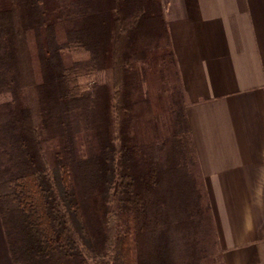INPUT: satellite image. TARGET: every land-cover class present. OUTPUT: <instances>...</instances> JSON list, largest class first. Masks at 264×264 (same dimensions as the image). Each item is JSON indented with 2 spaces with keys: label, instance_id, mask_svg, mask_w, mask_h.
I'll return each instance as SVG.
<instances>
[{
  "label": "trees",
  "instance_id": "trees-1",
  "mask_svg": "<svg viewBox=\"0 0 264 264\" xmlns=\"http://www.w3.org/2000/svg\"><path fill=\"white\" fill-rule=\"evenodd\" d=\"M59 28L82 33L88 62L55 63ZM106 67L113 85L91 88ZM8 93L0 218L13 264H202L212 245L225 264L162 0H0Z\"/></svg>",
  "mask_w": 264,
  "mask_h": 264
},
{
  "label": "crops",
  "instance_id": "crops-1",
  "mask_svg": "<svg viewBox=\"0 0 264 264\" xmlns=\"http://www.w3.org/2000/svg\"><path fill=\"white\" fill-rule=\"evenodd\" d=\"M162 6L224 263L264 264V0Z\"/></svg>",
  "mask_w": 264,
  "mask_h": 264
},
{
  "label": "rangeland",
  "instance_id": "rangeland-1",
  "mask_svg": "<svg viewBox=\"0 0 264 264\" xmlns=\"http://www.w3.org/2000/svg\"><path fill=\"white\" fill-rule=\"evenodd\" d=\"M55 40L58 41V46L62 50V52L60 53V58L58 57V60L54 59L55 63L60 62L61 65L64 64L65 66H69L78 63H86L90 60V52L86 49L84 45V38L81 32H66L63 29L59 28L54 41ZM54 60H52V64H54ZM113 82L114 71L112 68L106 67L96 72L93 80L89 83V85L91 88L94 85L112 86ZM153 89L154 87L150 90L149 86V90L146 92L147 99H149L148 101H150L151 104L149 105L150 115L158 114L161 112L158 110L156 95L153 98V96H150L148 93L151 92ZM10 99L11 95L9 93L0 95V103L9 101ZM84 141H86L85 137H82L81 142L84 143ZM212 246L210 247L208 253H206V258L202 260V264H219L218 258H216L215 255V247ZM213 255H215L216 260L213 259Z\"/></svg>",
  "mask_w": 264,
  "mask_h": 264
}]
</instances>
